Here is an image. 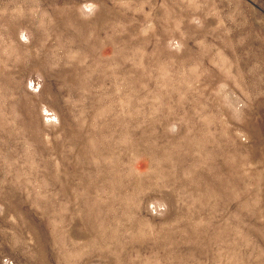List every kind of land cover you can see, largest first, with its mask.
<instances>
[{
  "label": "rangeland",
  "instance_id": "374dc122",
  "mask_svg": "<svg viewBox=\"0 0 264 264\" xmlns=\"http://www.w3.org/2000/svg\"><path fill=\"white\" fill-rule=\"evenodd\" d=\"M0 264H264V0H0Z\"/></svg>",
  "mask_w": 264,
  "mask_h": 264
}]
</instances>
